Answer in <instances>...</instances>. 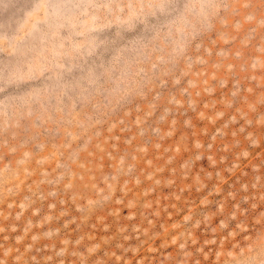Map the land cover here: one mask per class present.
Segmentation results:
<instances>
[{"label": "rangeland", "instance_id": "374dc122", "mask_svg": "<svg viewBox=\"0 0 264 264\" xmlns=\"http://www.w3.org/2000/svg\"><path fill=\"white\" fill-rule=\"evenodd\" d=\"M0 264H264V0H0Z\"/></svg>", "mask_w": 264, "mask_h": 264}]
</instances>
